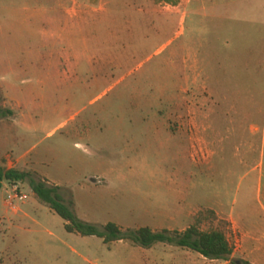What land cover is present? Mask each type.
<instances>
[{
  "label": "rangeland",
  "instance_id": "rangeland-1",
  "mask_svg": "<svg viewBox=\"0 0 264 264\" xmlns=\"http://www.w3.org/2000/svg\"><path fill=\"white\" fill-rule=\"evenodd\" d=\"M0 87V164L30 175L15 210L0 191V264H239L237 221L264 232V0H0ZM30 179L100 230L196 224L233 253L69 234Z\"/></svg>",
  "mask_w": 264,
  "mask_h": 264
},
{
  "label": "trees",
  "instance_id": "trees-1",
  "mask_svg": "<svg viewBox=\"0 0 264 264\" xmlns=\"http://www.w3.org/2000/svg\"><path fill=\"white\" fill-rule=\"evenodd\" d=\"M5 97L0 87V117H12L13 111L4 106ZM30 175L16 169H7L0 164V191L3 184L23 183ZM30 188L35 199L57 214L64 222V230L81 237H97L103 244L127 242L134 247L149 249L157 244H168L180 249L192 251L210 260H228L233 253L226 232L221 229L201 231L198 225H192L183 232L162 230L154 232L149 227L137 230H122L114 223H107L102 230L79 220L71 207L63 199L60 188L49 186L43 181L30 179ZM238 264V263H235ZM239 264H249L241 261Z\"/></svg>",
  "mask_w": 264,
  "mask_h": 264
},
{
  "label": "crops",
  "instance_id": "crops-1",
  "mask_svg": "<svg viewBox=\"0 0 264 264\" xmlns=\"http://www.w3.org/2000/svg\"><path fill=\"white\" fill-rule=\"evenodd\" d=\"M13 111V109H11ZM263 165L259 168V179L257 182V196L258 201L264 199V189L262 185L263 177ZM6 186L3 184V187ZM264 201V200H263ZM263 213H264V206ZM238 234L235 237L239 238V243H241L242 253H244V260L249 264H264L262 258L264 256V232H255L247 229L237 221ZM236 233V232H235ZM237 235V236H236ZM110 246V245H109Z\"/></svg>",
  "mask_w": 264,
  "mask_h": 264
},
{
  "label": "built area",
  "instance_id": "built-area-1",
  "mask_svg": "<svg viewBox=\"0 0 264 264\" xmlns=\"http://www.w3.org/2000/svg\"><path fill=\"white\" fill-rule=\"evenodd\" d=\"M9 187L8 191L6 190V195L4 198V203L6 204V207L10 210L16 209V204L21 203L26 199V196H24L23 192L20 188V183H12L8 184Z\"/></svg>",
  "mask_w": 264,
  "mask_h": 264
},
{
  "label": "water",
  "instance_id": "water-1",
  "mask_svg": "<svg viewBox=\"0 0 264 264\" xmlns=\"http://www.w3.org/2000/svg\"><path fill=\"white\" fill-rule=\"evenodd\" d=\"M89 181L92 182V178Z\"/></svg>",
  "mask_w": 264,
  "mask_h": 264
}]
</instances>
